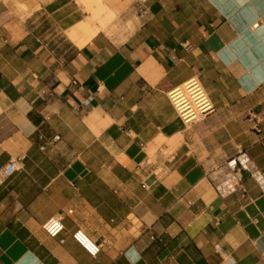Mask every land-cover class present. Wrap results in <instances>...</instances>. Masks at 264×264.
Segmentation results:
<instances>
[{
  "label": "crops",
  "instance_id": "1",
  "mask_svg": "<svg viewBox=\"0 0 264 264\" xmlns=\"http://www.w3.org/2000/svg\"><path fill=\"white\" fill-rule=\"evenodd\" d=\"M85 1L0 0V264H264V0H128L106 30ZM190 82L213 111L184 125Z\"/></svg>",
  "mask_w": 264,
  "mask_h": 264
},
{
  "label": "built area",
  "instance_id": "2",
  "mask_svg": "<svg viewBox=\"0 0 264 264\" xmlns=\"http://www.w3.org/2000/svg\"><path fill=\"white\" fill-rule=\"evenodd\" d=\"M188 52L192 51L189 45L185 46ZM75 85V83H72ZM167 97L174 110L177 113L178 118L184 125H191L200 122L207 115L212 113V107L209 101L201 89V87L196 82H190L186 85L173 88L167 92ZM228 171L231 174L238 175V179L230 178V187L232 190L239 189V180L241 174L244 172L249 173L248 161L244 156L232 159L226 164ZM18 171L16 167V162H10L1 171L0 176L3 178L9 177ZM256 181L263 186L261 177L257 174L253 175ZM44 231L50 237H57L63 231V225L60 217H54L50 219L44 225ZM73 239L91 256H94L98 249L93 244H91L87 238L80 232L77 231L73 234Z\"/></svg>",
  "mask_w": 264,
  "mask_h": 264
},
{
  "label": "rangeland",
  "instance_id": "3",
  "mask_svg": "<svg viewBox=\"0 0 264 264\" xmlns=\"http://www.w3.org/2000/svg\"><path fill=\"white\" fill-rule=\"evenodd\" d=\"M49 0H39V2H41L42 4L44 2H47ZM71 1V3L73 4V6L77 9V11L80 13V15L82 16V21L83 23L82 24H86V21L88 20L87 18V13H86V1L85 0H69ZM99 1H102L104 4H107L108 7H110V10L112 12V19H110V21L108 22L106 29L110 28L111 26H115L117 24H119L120 22H124V18H125V14H126V8H127V5L129 3L128 0H99ZM81 25V24H80ZM52 26V25H50ZM93 27V25H92ZM51 36L54 40H61L63 41L64 38H62V34H59V32H55V29L54 27H51ZM75 30V29H74ZM70 31L67 35V37H70V35H72V32L74 31ZM102 30V31H104ZM79 38V42L81 41V37H78Z\"/></svg>",
  "mask_w": 264,
  "mask_h": 264
},
{
  "label": "bare ground",
  "instance_id": "4",
  "mask_svg": "<svg viewBox=\"0 0 264 264\" xmlns=\"http://www.w3.org/2000/svg\"><path fill=\"white\" fill-rule=\"evenodd\" d=\"M91 12V11H89ZM94 15L98 19L99 22V28L103 26V24L106 22L107 19L110 18V13L109 11L105 8L102 7L100 3L96 4V9L93 11Z\"/></svg>",
  "mask_w": 264,
  "mask_h": 264
}]
</instances>
